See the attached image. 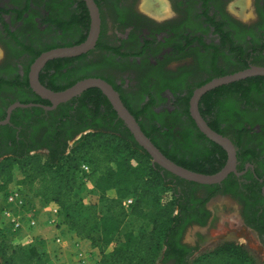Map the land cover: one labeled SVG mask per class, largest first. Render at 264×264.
Returning a JSON list of instances; mask_svg holds the SVG:
<instances>
[{"label":"flooded vegetation","instance_id":"flooded-vegetation-1","mask_svg":"<svg viewBox=\"0 0 264 264\" xmlns=\"http://www.w3.org/2000/svg\"><path fill=\"white\" fill-rule=\"evenodd\" d=\"M94 1L101 18L97 45L85 55L66 58L71 60L65 64L64 71L73 67L92 68L91 77L103 79L113 86L123 104L138 114L141 128L150 132L172 156L171 161L194 166L197 170H212L222 162L226 163V151L209 140L191 117L190 101L201 85L247 65L249 49L260 46L254 57L264 60V0H254L256 19L252 23L236 19L229 12V5L236 0H169L167 10L170 14L166 16V13L161 15L162 8L153 0L146 2V9L151 13L140 10L138 0ZM88 14L90 17L84 0H44L42 3L39 0H0V108L25 99L38 105L32 108L44 109L41 106L46 103L52 106L30 87L23 86L27 75L23 59L30 63L32 51H37L41 44H50V39L63 44L61 40L77 43L87 38ZM230 86H220L202 96L199 113L211 129L212 124L217 125L219 134L233 143L237 156L236 173H231L220 184L196 183L197 187L180 185L179 189L195 190L196 197L206 201L203 214L199 205H191V217L206 220L204 226L194 221L195 226L205 228L212 220L207 200L216 195L228 196L236 204L235 219L255 232L263 244L264 234L252 226H255L256 218L261 219L264 214V153L257 147L252 148L256 156L240 162L237 137L232 135L231 138L226 131L232 106L239 108L235 116L243 118L247 108L264 105V86L260 84L257 93L251 91L248 99L241 92L232 94ZM76 98L53 110H44L56 115L67 112L70 118H75L71 121L79 120L83 114L81 124L108 121L105 116L85 114ZM256 128L260 133L259 126ZM249 129L248 135H241L245 140L255 138ZM187 137H191L192 145L196 147H173L175 142L189 144ZM182 244L195 249L192 257L201 250L199 246L187 244L184 237Z\"/></svg>","mask_w":264,"mask_h":264},{"label":"trees","instance_id":"trees-1","mask_svg":"<svg viewBox=\"0 0 264 264\" xmlns=\"http://www.w3.org/2000/svg\"><path fill=\"white\" fill-rule=\"evenodd\" d=\"M39 1L42 3L44 0ZM89 28L88 14L85 29L89 31ZM85 40L86 37L77 43L63 41V44L53 42L39 45L37 51H32L33 58L26 66L27 75L23 86L30 87L28 80L30 66L42 53L60 47H72ZM259 48L260 46L249 49L247 65L233 73L249 68L251 63L253 66L264 67V60L254 57ZM70 60L57 59L49 62L41 71V83L55 92H60L81 80L94 78L91 77L93 70L90 67H73L65 72V64ZM263 81L264 77H252L232 83L231 93L241 92L248 99L251 91L259 92L260 84L264 86V83H261ZM76 99L80 101V108L85 114L105 116L108 121L95 125L81 124L79 121L82 120L83 114L79 120L71 121L74 116L70 118L67 112L56 115L55 112H46L40 108H17L12 113L10 123L0 126L2 192L6 194L10 189L19 187L42 206L59 207L63 233L72 239L89 241L91 247L100 252L98 264L253 262L248 253L235 243H225L192 260L195 249L183 245L182 239L187 230L196 225L194 221L199 222L201 226L206 225L205 216L204 219L195 220L190 213L191 205L194 207L199 205L203 214L206 201L196 197L195 190H180L179 186L197 187L198 184L183 180L153 164L149 154L134 141L128 128L99 89L87 90ZM20 103L32 102L25 99ZM44 105L50 106L49 103ZM8 107L0 108V121L6 118ZM125 107L140 125L138 114H134L129 105ZM238 110L239 108L234 106L230 108L226 134L231 138L232 135L237 137L235 139L241 154L240 162L244 163L246 159L256 156L252 148L257 147L264 153V105L247 108L245 110L247 114L243 118L235 116ZM249 113L252 115L249 116ZM256 126H259L260 133H257ZM212 127L216 132L219 131L216 130L217 125L212 124ZM248 127L254 132L255 138L245 140L241 135L247 134ZM141 129L171 160L172 156L163 150L164 146L157 143L150 132ZM159 130L166 134L162 128ZM78 136L80 138L75 141ZM187 141L189 144L179 145L175 142L173 147H196L192 145L191 137H187ZM72 142L74 143L71 144ZM245 152L248 156H245ZM173 162L205 175L216 174L226 164L224 161L212 170H197L194 166ZM83 164L89 165L90 173H83L81 169ZM15 171L18 172L20 180L19 184L13 185ZM93 177L96 178L97 188L103 197L107 198L108 193L112 194L107 199H101L105 204V212H102L100 206L83 203L87 182ZM169 191L172 198L163 204L160 203V199ZM127 200H132L130 210L124 205ZM149 202L150 207L147 206ZM146 211H151V214ZM126 222L129 223V230L122 233ZM254 223L255 226L252 227L261 235L264 234V214L261 219L256 218ZM0 264H54V262L48 255L44 241L36 240L23 245L12 239L8 230L0 228Z\"/></svg>","mask_w":264,"mask_h":264},{"label":"water","instance_id":"water-1","mask_svg":"<svg viewBox=\"0 0 264 264\" xmlns=\"http://www.w3.org/2000/svg\"><path fill=\"white\" fill-rule=\"evenodd\" d=\"M90 13V29L86 40L72 47H60L42 53L30 66L28 80L31 90L44 100H48L52 106H41L46 110H53L58 105L71 101L81 96L90 89H99L111 104L120 120L128 128L134 141L146 151L153 164L160 166L165 171L189 182L201 185H216L222 183L231 173H236L237 156L233 143L226 137L212 130L199 113V101L208 92L224 85L232 84L252 77H264V67L250 66L233 74L213 79L201 86L193 93L190 101V114L199 130L211 141L221 146L227 153L226 165L216 174L205 175L182 166L168 159L144 134L135 117L123 104L118 92L108 82L100 78H87L79 81L72 87L55 92L40 82V73L51 61L57 59L76 58L85 55L95 49L101 30V18L98 6L94 0H84ZM38 105L15 103L6 112V118L0 121V126L10 123L12 112L17 108H32ZM80 138V137H79ZM78 138V139H79Z\"/></svg>","mask_w":264,"mask_h":264},{"label":"rangeland","instance_id":"rangeland-1","mask_svg":"<svg viewBox=\"0 0 264 264\" xmlns=\"http://www.w3.org/2000/svg\"><path fill=\"white\" fill-rule=\"evenodd\" d=\"M148 0H138L137 6L140 10L144 12H150L146 9V2ZM156 6L161 7L163 14L169 15V0H153ZM42 4H38L41 7ZM229 12L233 17L239 19L246 23H252L256 19L254 0H236L229 5ZM154 15L155 17L161 19L164 16ZM59 42L57 39H50L49 43ZM61 42H63L61 40ZM1 56V50H0ZM28 65L27 60L23 59V66L26 69ZM78 136L76 140H78ZM72 142L71 144H73ZM42 155V154H41ZM20 176L17 171L14 172V183L13 185L19 184ZM11 185V186H13ZM25 188V186H22ZM8 192V191H7ZM6 192V193H7ZM5 193L0 190V204L4 200ZM112 194L108 193L107 198L111 197ZM100 193L97 188L96 178H91L87 182V188L83 194L84 205H97L101 207L102 212L106 211L105 204L101 199H107ZM172 198L171 192H167L160 203H165ZM152 199V198H150ZM148 207L151 206V202L147 204ZM207 207L212 212L213 217L209 225L205 228H200L194 226L187 230L184 235V241L191 246H199L201 248L200 252L192 258V260L198 258L200 255L206 252H210L220 245L225 243H235L240 246L244 251L248 253L252 261L249 264H264V245L261 243L259 237L255 232L246 228L241 222L235 219L236 215V204L233 199L228 196L216 195L215 197L207 201ZM146 213L151 214V211H146ZM129 230V223L126 222L122 233ZM69 231V230H68ZM46 248L51 252L53 251V246L51 243L46 241ZM98 250V249H97ZM99 252V250H98ZM161 259V257H160ZM159 259V261H160ZM98 264V262L96 263ZM159 264V263H158Z\"/></svg>","mask_w":264,"mask_h":264},{"label":"built area","instance_id":"built-area-1","mask_svg":"<svg viewBox=\"0 0 264 264\" xmlns=\"http://www.w3.org/2000/svg\"><path fill=\"white\" fill-rule=\"evenodd\" d=\"M81 169L83 173L91 171L87 164H83ZM3 199L0 204V228L8 230L12 239L23 245L36 240H42L46 244L49 240L54 248V252L50 254L54 264L60 262L64 253L71 255L70 264H89L90 253L82 240L72 239L63 233L59 207L42 206L19 187L10 189ZM124 205L130 210L132 200L125 201ZM47 251L49 252L48 249Z\"/></svg>","mask_w":264,"mask_h":264},{"label":"crops","instance_id":"crops-1","mask_svg":"<svg viewBox=\"0 0 264 264\" xmlns=\"http://www.w3.org/2000/svg\"><path fill=\"white\" fill-rule=\"evenodd\" d=\"M82 244L87 248L88 252L90 253L89 264H96L100 260V257H101L100 252H98L97 249L91 247V244L89 241L82 240ZM50 254L51 252L49 251L48 255ZM71 261H72L71 255L69 253H64L63 255H61V260L57 264H70Z\"/></svg>","mask_w":264,"mask_h":264}]
</instances>
